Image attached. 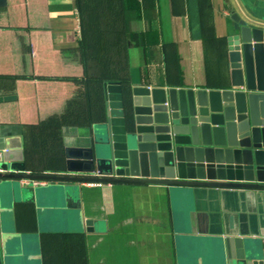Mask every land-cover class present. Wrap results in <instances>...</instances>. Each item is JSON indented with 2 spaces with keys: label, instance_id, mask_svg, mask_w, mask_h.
I'll return each instance as SVG.
<instances>
[{
  "label": "crops",
  "instance_id": "obj_1",
  "mask_svg": "<svg viewBox=\"0 0 264 264\" xmlns=\"http://www.w3.org/2000/svg\"><path fill=\"white\" fill-rule=\"evenodd\" d=\"M235 14L264 28V0H1L4 158L67 174L66 149L106 120L107 82L127 100L134 87H227ZM25 180L0 188L3 264H239L228 238L264 258L248 191Z\"/></svg>",
  "mask_w": 264,
  "mask_h": 264
},
{
  "label": "water",
  "instance_id": "obj_2",
  "mask_svg": "<svg viewBox=\"0 0 264 264\" xmlns=\"http://www.w3.org/2000/svg\"><path fill=\"white\" fill-rule=\"evenodd\" d=\"M232 18L239 29L229 38L227 87H134L126 103L121 84L107 82L106 120L92 138L66 149L67 174L27 173L24 164L5 157L0 188L37 179L240 189L264 207V28L237 14ZM5 148L0 138V150ZM91 224L89 219L87 229ZM226 244L231 260L264 264L247 254L244 239L228 238Z\"/></svg>",
  "mask_w": 264,
  "mask_h": 264
},
{
  "label": "built area",
  "instance_id": "obj_3",
  "mask_svg": "<svg viewBox=\"0 0 264 264\" xmlns=\"http://www.w3.org/2000/svg\"><path fill=\"white\" fill-rule=\"evenodd\" d=\"M5 151L6 150H0V161L3 160V158H4V155L3 154L5 153ZM1 171L2 170L0 168V172ZM30 182L33 183L34 185H38V184H45L47 181L46 180H37V179H32V181L25 180V183L26 184H30Z\"/></svg>",
  "mask_w": 264,
  "mask_h": 264
},
{
  "label": "trees",
  "instance_id": "obj_4",
  "mask_svg": "<svg viewBox=\"0 0 264 264\" xmlns=\"http://www.w3.org/2000/svg\"><path fill=\"white\" fill-rule=\"evenodd\" d=\"M85 79H86L85 81H86V83H88V85H89L91 82H95V83H99V84H101V83H103V82L105 81V79H102V78H99V79H97V78H89V77H87V76H86ZM130 100H131V98H130L129 100H127V98L125 97V101H126V103H129Z\"/></svg>",
  "mask_w": 264,
  "mask_h": 264
}]
</instances>
